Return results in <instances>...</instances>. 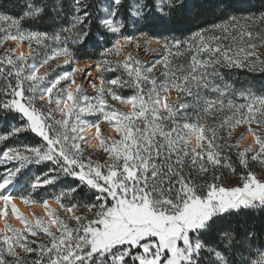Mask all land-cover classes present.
Returning a JSON list of instances; mask_svg holds the SVG:
<instances>
[{"label":"snow or ice","instance_id":"1","mask_svg":"<svg viewBox=\"0 0 264 264\" xmlns=\"http://www.w3.org/2000/svg\"><path fill=\"white\" fill-rule=\"evenodd\" d=\"M123 4L124 0H108L100 5L103 15L97 22L105 35L110 33L115 39L109 38L100 59L86 69L74 66L77 61L69 43H83L89 35L94 13L87 0H72L70 27L51 35L20 28V20L44 12L43 3L29 4L20 18L0 12V22H4L0 46L10 40H26L29 44L28 53L14 55L16 49L7 48L0 56V75L15 80L14 85L7 82L0 88L5 97H11L0 101V111L19 114L23 122L0 133V141L29 131L40 138L33 145L17 144L0 151V215L7 218L14 214L24 224V228H17L5 220L7 231L0 230V264H264V244L249 246L245 255L232 251L235 237L231 234L223 237V249L211 247L202 239L224 214L264 208V177L248 169L249 153L251 159L264 164V95L239 91L235 95L244 102H235L232 86L223 82L218 71L220 65L264 71V60L251 42L253 32L239 23L240 18L229 15L220 24L184 39L157 37L166 52L149 65L124 52L129 45L139 48L140 41L137 36L123 34ZM174 6V0H159L156 11L163 14L165 7ZM152 11L147 0H135L129 8L130 16L136 19ZM259 19L264 23V13ZM229 27L237 33L231 36L234 42L243 43L247 37V50L239 47L233 51L231 46L221 45L220 37L207 35L216 30L226 33ZM70 31L75 36L71 41L61 34ZM98 40L103 42L104 36H98ZM261 41L264 43V37ZM173 47L175 55L187 54L186 63L175 68L169 60ZM120 54L125 55L123 62L114 58ZM60 56L66 57L63 65L73 66L71 71L54 77L51 71L40 73V68ZM158 65L163 77L159 81L154 74ZM93 67L99 83L91 78ZM75 73L91 78L94 96L86 93L83 81L76 82ZM106 73H113V78L106 80ZM125 75L126 80L122 79ZM217 79L223 86L215 83ZM120 87H132L135 93L123 97L118 92ZM170 89L194 97L195 105L170 101ZM202 89L216 93L215 97L202 95ZM106 97L131 104L132 110L119 111ZM194 106L198 109L195 117L188 112ZM90 116L95 119L86 118ZM209 116L216 120L206 123ZM103 121L115 122L119 138H101L99 144L91 143L92 136L85 140V134L93 128L95 136H100ZM241 124L248 126L246 132L252 134L256 149L251 143L240 149L244 134L235 144L230 143L233 130ZM221 132L226 134L222 136ZM193 135L197 137L194 146L189 139ZM89 148L103 149L107 159L103 163L92 160L85 155ZM233 148L247 171L241 175L242 185L226 187L219 182L218 173L225 167L235 171L224 154L225 149ZM186 162L198 176L211 171V180L197 183L185 175ZM41 164H48L47 170L25 176L29 165ZM68 179L75 183L51 197L60 209L66 208L67 220L50 207L48 198L42 201L51 217L47 222L40 217L33 222L15 203L17 198L25 204L39 203L34 195L38 189L57 187ZM81 194L90 196L91 202L78 199ZM79 207H84L87 214H78L75 210ZM71 220L76 222L75 227L68 223ZM39 231L47 235L49 243L34 248L37 242L29 236L35 237ZM254 237L255 233L249 232L246 239ZM17 248L25 254L36 253L38 258L26 261Z\"/></svg>","mask_w":264,"mask_h":264},{"label":"trees","instance_id":"2","mask_svg":"<svg viewBox=\"0 0 264 264\" xmlns=\"http://www.w3.org/2000/svg\"><path fill=\"white\" fill-rule=\"evenodd\" d=\"M87 2L92 6L90 11L94 13L92 23L90 25L91 30L89 31V35L84 39L83 43H77L75 45H72L71 42L69 43V46L75 53V59L77 62L88 60H94L96 62L100 59L99 53L102 48L108 46L107 42L109 38L115 39V37L110 33L105 35V30L102 29L97 22V17L103 15L102 12H99V7L101 4L107 3L108 0H87ZM134 2L135 0H124V4L120 9V15L126 22V35H130L132 33L133 36H137L139 38L140 35L143 34L145 38L151 37L156 42L157 37L161 39L168 38L169 40H171V38L184 39L201 29H210L212 25L220 24L221 22L225 21L229 15H235L240 18L239 23L241 25H246V30H251L253 32V38L251 42L257 45L256 51L258 50L264 55V43L261 41V37H264V23H262L259 19L260 14L264 13V0H174L175 6L171 9L165 7L163 14L156 11V5L159 0H147L153 9L152 13L144 16L141 19L133 18V21L130 22L131 16L129 14V8ZM41 3L46 5L44 12L39 16L27 17L20 20L21 30L26 32H46L51 35L53 33L60 32L62 28L70 27L72 23V0H59V7H57L58 0H0V12L10 15L14 18H20L26 11L29 10V4L38 5ZM248 17H252V19H245ZM0 25L3 27L4 22H0ZM132 25L133 28H130ZM77 27L79 28L80 26ZM61 34L62 36H69L70 41L71 39H75V36L71 31ZM0 35L3 34L0 33ZM207 35L220 37L221 45L231 46L233 51H236L239 47L246 48L248 43L247 37L244 38L243 43H241L239 40L234 42L231 39V36L237 35V33L233 31L232 27H229L226 33L216 30L209 31ZM98 36H104V41L101 42L98 40ZM23 42L28 44L26 40ZM48 43L51 44V41ZM159 44L162 46V48L156 52H148L146 55H144L146 50L142 51L145 49L142 47L135 55L132 53L131 54L135 57H138L141 61H147L150 65L156 60L161 59L163 54L166 52L163 44ZM32 47L35 48L36 45L33 44ZM7 48H10L9 44L0 46V56L4 54V51ZM176 51V48L173 47L171 49V55L169 56V60L172 61L173 68L179 64L186 63L187 59V54L185 57H180L175 55ZM121 56L123 59H121L119 55H115L114 58L123 62L125 55L121 54ZM56 59L49 61V63ZM262 60H264V56L262 57ZM157 69L158 70H156L154 74L159 81L163 79L161 76L162 69L159 65L157 66ZM218 71L223 77V82L232 86L234 90L233 99L235 102H244L238 95H235V93H238L239 91H251L257 95H264V71H260L259 68L253 70L248 67L227 68L223 65H220L218 67ZM113 76V73H106L104 78L108 80L113 78ZM122 79L126 80L127 76H122ZM7 82H11L13 85L15 84V80L12 77H7L6 79L5 75H0V88L6 87ZM215 83L221 84V86H223L219 79H217ZM113 87L114 89L116 88V86ZM170 90L178 95L180 102L195 105L194 97L178 93L175 89ZM118 92L123 97H130L135 93V89L132 87H120ZM201 93L202 95L208 97H215L216 95V93L205 89H202ZM95 94L96 93H94L93 96ZM6 98L10 99L11 97H5L4 93L0 92V101ZM106 98L109 100V103L113 105V101L115 100H112L110 97ZM120 104L123 103L116 101L113 106L118 110L117 107ZM197 111L198 109L195 106L189 108L188 110L189 115L193 117H195ZM224 114L226 113H221L220 115ZM215 120V116H209L206 119V123H212ZM21 123L23 122L20 120L19 114L14 112L5 113L0 111V133H6L9 131L11 125L15 124L19 126ZM137 123L140 127H143V124H140L139 121H137ZM244 126L247 125L241 124L233 130L230 143L235 144L236 140L242 134L239 132V130ZM254 126L255 124H253V127ZM225 134V132H221L222 136ZM116 138H119V136ZM39 142L40 138L36 134L30 131L22 132L6 141H0V151H2L6 146H14L17 144L33 145ZM82 147H84L83 143ZM240 149L242 150L243 148L240 146ZM88 151L89 149L86 150L85 155L90 156L87 154ZM91 152L95 151L92 150ZM224 154L229 158L228 162L232 164V168L235 169V171L233 172L227 167L221 168L218 173L221 175V180L219 182L224 186H227L237 180L243 182L241 180V175L247 170L243 165L240 164L239 157L237 156V150L235 148L231 149L230 151L225 149ZM248 156V169H250L256 175H263L264 164H262L259 159H251V153H249ZM102 158L103 162L107 159V154L105 152L102 153ZM48 166V164L29 165L28 169L25 170V176L31 177L41 171H45L47 170ZM184 173L185 175L191 176L193 179H195L197 183L211 180V171L206 175L202 174L198 176L196 169L191 165L190 162H186ZM74 183L75 181L68 179L63 183L58 184L57 187L47 186L46 188L38 189L34 194L35 199L40 201L39 204L42 203L43 199L45 198H48L49 200H55L51 198L54 193L58 192L62 188L73 185ZM22 190L23 188L19 189V191ZM78 199L85 202H91L90 196L84 194H81ZM64 203H67V201H64ZM76 210L86 209L84 207H79ZM84 214L87 213L85 212ZM70 222L71 221H68L70 226L75 227V225L71 224ZM249 232L255 233L254 239H246ZM225 234H231L235 237V247L232 249V251L236 253L245 252V255H247L246 249L249 246L255 248L256 246L264 244V208L258 207L240 209L237 212L224 214L217 220L212 231L207 236L202 237V239L205 240L211 247L223 249L224 244L226 243L223 239ZM29 239L37 242L32 245L34 248L37 247L39 243H49V238L42 231H39L35 237L30 235ZM18 252H20L21 256H23L26 261H31L38 258L36 253H31L30 256H27L25 253H23V251ZM201 255L206 256L207 253H201ZM6 258L9 260L13 259L12 257ZM236 258L238 259L239 257L237 256Z\"/></svg>","mask_w":264,"mask_h":264},{"label":"rangeland","instance_id":"3","mask_svg":"<svg viewBox=\"0 0 264 264\" xmlns=\"http://www.w3.org/2000/svg\"><path fill=\"white\" fill-rule=\"evenodd\" d=\"M132 21H133V17H130V22H132ZM0 27H1V25H0ZM130 28H133V25ZM125 30H126V22H125V28L123 30V34L124 35H126ZM130 35H132V33ZM139 41H140V47L139 48L135 47L134 45H129V46L125 47L124 51L126 53H132L133 55H135L136 53H138V51H139L140 48L144 47L145 49H143L142 51L146 50V52L144 54V55H146L148 52H156V51H158V50H160L162 48V46L159 43H157L156 41L155 42H151L150 41V38L149 37L145 38L144 35H140ZM148 41L151 42L150 45H147V42ZM5 44H9L10 45V48H15L16 47V45L14 44V42H12L11 40L10 41H6L4 43V45ZM149 47L151 49H154L155 51L148 50ZM246 50H247V47H246ZM256 52H257L258 56L260 57V59H262V57L264 55L261 52H259L258 50ZM26 53H28V51ZM14 55H18V54L14 53ZM119 56H120L121 59H123V57L121 56V54ZM64 59H66V57L62 56V57L54 60L53 62H50L49 64H47L44 67L40 68V73L42 74V73L48 72L50 70L52 76L54 77L56 74H58L60 72L71 71L73 66L72 65H63ZM78 62H80V61H78ZM78 62L74 66L75 67H78L80 69H86V66L88 64H94L95 63V62H90V60L85 61L84 64H78ZM58 65H63V66L62 67H58ZM91 73H92V77L91 78H96V82L99 83V78L97 77V70H96L95 67H93L91 69ZM91 78H86L84 73H75L74 74V79L76 80L77 83H80L81 81L84 82V84L86 86L85 87L86 93L90 97L93 96V94L95 93V91L91 87V84L89 83V79H91ZM169 99H170V101H174L177 104L178 103H182V102H180L179 97H178L177 100H175V99H173L171 97H169ZM115 103H116V101H113V105ZM117 108H118V110L131 111L132 110V105L131 104H120V105H118ZM58 116H59V114H57V116H56L57 119H58ZM86 118L89 119V120H94L95 119L94 116H90V117H86ZM111 125H113L114 127L113 128H109ZM100 127H101V130H102V134L98 138V140H96V143L95 144H99V140L101 138H105L106 139V138H109V137H117L118 136L115 122H113L112 124H109L107 121H103L101 123ZM254 127H256V125ZM246 130H247V126H244V127H242L239 130V132H241L242 134H244V139L240 141V146L242 148H245V147H247L251 143L253 149H256L258 146L254 143V140L253 139H250L247 142H245L246 144H243V141L245 140V135L247 134ZM189 139H190L191 145L194 146L196 144V142H197V137L195 135H193V137H190ZM83 146H85V145L83 144ZM91 151H92V149L89 148V151L87 152V154L91 156L92 160H94V161H100L101 163H103V161H102V159H103L102 158V153L104 152L103 149H97V150H95V152H91ZM257 176L258 177H264V174L263 175H257ZM242 183L243 182L237 180V181H234L233 183H230L226 187H228V186L242 185ZM51 208L57 209L59 211L60 216L62 218H64V219H67V216H68L67 210L60 209V207H51ZM75 211H77L78 214H84L86 212V210H75ZM88 215H89V218H91V215L90 214H88ZM10 217H11V214L8 217V219ZM38 217L43 218V220L45 222H47L49 219H51V217L48 215V213H47V215H42L39 212L38 213L36 212L34 214L33 218L29 217V219H31V220H33V222H35V219L38 218ZM8 223L12 224L10 221H8ZM70 223L73 224V225L76 224V222L74 220H71ZM12 225L15 226V227H17V228H24V224L23 223H22V226H20V227L14 225V224H12ZM55 228H56V226L53 225L52 226V229L55 230ZM3 231L4 232L7 231L6 224H5V228H4ZM8 234L11 235V233H8ZM0 236H2V232H0ZM0 242L2 243V241H0ZM17 250L18 251H21V252L23 251L22 249H19V248H17ZM26 255L27 256H30L31 254H26Z\"/></svg>","mask_w":264,"mask_h":264},{"label":"bare ground","instance_id":"4","mask_svg":"<svg viewBox=\"0 0 264 264\" xmlns=\"http://www.w3.org/2000/svg\"><path fill=\"white\" fill-rule=\"evenodd\" d=\"M150 41L151 42H155L153 40V38L150 37ZM14 42V44L16 45L15 49V53L16 54H20V53H26L27 51H29V45L24 43L23 41H12ZM90 62H95L94 60H90ZM85 61H80L78 62V64H84ZM73 87H75V85H73ZM167 95L175 100L178 99V96L173 93V91L169 90V92L167 93ZM114 126L111 125L109 128H113ZM95 129H91L89 132H87L85 134V139L88 140L89 136H92V140L91 143L95 144L96 140H98V138L101 136L102 134V130L100 133L99 137L95 136ZM193 137V136H191ZM253 139V136L251 133H247L245 136V140L243 141V144H246L245 142H247L248 140ZM15 203L17 204V206L19 207L20 211L24 214H26L28 217L33 218L34 214L37 212H39L42 215H47V210L43 207V203H31V204H25L24 202H22L20 199H16ZM49 205L50 207H59V205L57 204V202L55 200H49ZM66 210V209H65ZM7 219V221H10L12 224L20 227L22 226V222L19 220V218H17L14 214H11V217L8 219L3 217L2 215H0V230H4L5 228V220Z\"/></svg>","mask_w":264,"mask_h":264},{"label":"water","instance_id":"5","mask_svg":"<svg viewBox=\"0 0 264 264\" xmlns=\"http://www.w3.org/2000/svg\"><path fill=\"white\" fill-rule=\"evenodd\" d=\"M246 136V135H245Z\"/></svg>","mask_w":264,"mask_h":264}]
</instances>
